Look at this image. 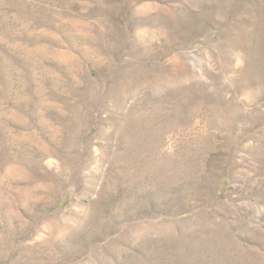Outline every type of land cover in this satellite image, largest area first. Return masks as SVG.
I'll use <instances>...</instances> for the list:
<instances>
[{
	"label": "rangeland",
	"instance_id": "obj_1",
	"mask_svg": "<svg viewBox=\"0 0 264 264\" xmlns=\"http://www.w3.org/2000/svg\"><path fill=\"white\" fill-rule=\"evenodd\" d=\"M0 264H264V0H0Z\"/></svg>",
	"mask_w": 264,
	"mask_h": 264
}]
</instances>
